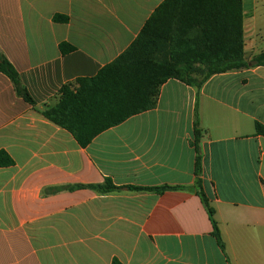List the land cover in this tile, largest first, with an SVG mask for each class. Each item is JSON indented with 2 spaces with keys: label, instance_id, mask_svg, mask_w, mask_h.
Segmentation results:
<instances>
[{
  "label": "crops",
  "instance_id": "crops-1",
  "mask_svg": "<svg viewBox=\"0 0 264 264\" xmlns=\"http://www.w3.org/2000/svg\"><path fill=\"white\" fill-rule=\"evenodd\" d=\"M165 1L0 0V49L35 102L0 73V152L14 161L0 169V264H264V67L200 89L169 80L153 110L87 148L42 114L124 54ZM243 8L250 63L264 53V0ZM197 112L202 188L225 251L197 195ZM107 180L118 189H64Z\"/></svg>",
  "mask_w": 264,
  "mask_h": 264
},
{
  "label": "trees",
  "instance_id": "trees-1",
  "mask_svg": "<svg viewBox=\"0 0 264 264\" xmlns=\"http://www.w3.org/2000/svg\"><path fill=\"white\" fill-rule=\"evenodd\" d=\"M69 21L65 16L54 17L55 23ZM61 50L66 53V46H61ZM255 67H264V53L250 63L245 59L243 0H166L124 54L96 77L64 86L59 103L45 107L42 114L71 133L82 148H87L103 132L153 110L162 86L169 80L200 89L215 75ZM0 73L11 80L18 97L35 106L19 73L1 49ZM256 134L264 136L263 125L256 124ZM202 136L197 112L193 143L197 153V195L208 211L213 236L225 251L215 211L202 188ZM13 165V159L0 152V169ZM81 188L102 194L118 189L110 180L101 186L64 189Z\"/></svg>",
  "mask_w": 264,
  "mask_h": 264
}]
</instances>
